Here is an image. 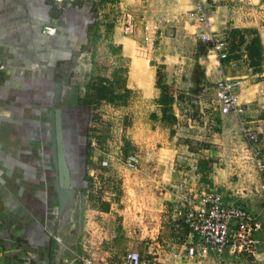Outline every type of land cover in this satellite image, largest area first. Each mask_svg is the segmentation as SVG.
Here are the masks:
<instances>
[{
	"label": "rangeland",
	"instance_id": "374dc122",
	"mask_svg": "<svg viewBox=\"0 0 264 264\" xmlns=\"http://www.w3.org/2000/svg\"><path fill=\"white\" fill-rule=\"evenodd\" d=\"M190 1L196 6V0ZM63 2L75 9V16L80 19L75 24L78 29L82 26L77 48L84 46L88 61L74 74L64 100L76 94L84 96L102 77L109 78V84L123 99L120 104L101 100L90 106H72L73 131L68 133L71 136L68 155L79 149L84 153L90 151L91 157L89 165L86 163L88 166L84 164L83 169L72 172L77 195L85 201L82 218L104 216L106 223L107 218L114 220L117 232L114 236L96 234L79 239L78 246L83 241L89 251L106 250L107 258L138 249L144 255L157 257L160 264H258L264 261L245 259L237 253L187 258L188 233L183 226L175 225L176 204H171L168 195L172 190L181 194L187 188H211L222 190L229 201L246 200L263 222L261 237L264 240V168L258 166L251 143L246 139L248 130L256 132L253 149L264 162V0H200L211 21L213 40L204 43L200 38L203 29L197 20H191L185 27L183 24L162 25L149 51L138 46L141 42L139 23L133 33L126 34L122 30L123 11L138 7L134 0ZM255 32L262 45L257 67L251 66L246 50ZM221 43L227 54L223 58L217 54ZM81 57L79 62L84 66V57ZM148 65L156 72L159 70L161 81L174 89L169 110L174 120L161 119L157 75L153 92L127 86L134 69L145 74L142 66ZM221 78L239 82L241 112H220L214 85ZM62 112L64 110L61 116ZM134 117H137L135 125ZM81 138L91 141L89 150L85 142L79 141ZM130 153L139 156L136 168L124 162ZM103 158L108 160L107 166L98 165ZM79 197L76 196V200ZM75 203L59 218L68 215L69 220ZM126 205L136 206V217L130 215L131 208L127 209L129 214L123 211ZM149 225H153L156 232L151 238L127 233L130 229L136 232L148 229ZM68 238L71 239V234ZM261 246L264 248V242Z\"/></svg>",
	"mask_w": 264,
	"mask_h": 264
},
{
	"label": "crops",
	"instance_id": "0c3cea01",
	"mask_svg": "<svg viewBox=\"0 0 264 264\" xmlns=\"http://www.w3.org/2000/svg\"><path fill=\"white\" fill-rule=\"evenodd\" d=\"M134 1L138 6L135 9L143 7L148 14L155 13L153 16L169 20L162 21L160 28L162 25L175 27L182 24L185 27L187 22L196 21L188 16V12L197 8V4L193 6L190 0H182V3L180 0ZM74 10L67 2L55 0H0V264H79L74 257L82 253L92 257L94 254L97 260H101L104 256L109 257L106 250L89 251L83 241L78 246L79 239L96 234H117L114 220L107 218L106 223L104 216L101 219L82 218L85 201L79 195L69 220L68 215L59 218L55 203L56 168L51 157V133L56 108L64 110L63 141L66 156L70 157L71 171L83 169V165L88 164L84 151L78 149L68 155V143L71 142L68 133L73 131V124L65 114L72 106L60 107L61 102L68 101L64 100V95L71 87L74 74L88 64L84 46L77 48L82 26L78 29L75 25L80 19L76 18ZM156 12L176 14L157 15ZM198 24L203 29L201 23ZM126 41L122 40L123 43ZM77 50L78 55L74 56L72 53ZM81 56L84 57V66L79 62ZM142 67L145 74L135 68L127 86L132 89L143 87L153 92L156 71L150 65ZM136 118L133 119L134 125ZM79 141L85 142L82 138ZM87 171H90L89 167ZM219 191L227 199L228 195ZM178 194L174 190L168 194L171 204L177 203ZM235 201L252 210L246 200ZM128 208H131L130 215L136 217V206L126 205L123 208L126 214H129ZM258 219L261 230L257 237L262 239L263 222ZM175 225L182 226L178 220ZM127 233L151 238L156 232L155 227L149 225L148 229L138 232L130 229ZM187 236L190 241L189 233ZM234 253L245 259H264L263 246L258 248L254 257L232 249L223 255ZM258 264H264V261Z\"/></svg>",
	"mask_w": 264,
	"mask_h": 264
},
{
	"label": "built area",
	"instance_id": "2783aa9c",
	"mask_svg": "<svg viewBox=\"0 0 264 264\" xmlns=\"http://www.w3.org/2000/svg\"><path fill=\"white\" fill-rule=\"evenodd\" d=\"M63 3L64 0H55ZM197 8L188 12V16L195 18L203 26L200 38L204 43L213 40L214 32L211 30V21L207 11L203 8L200 0H196ZM168 22L151 16L145 8H128L122 14V30L126 34L133 33L138 23L141 27V42L139 48L149 51L160 28L161 22ZM221 43L218 56L226 57ZM218 46V45H217ZM218 46V47H220ZM2 66L0 65V71ZM236 80L221 78L215 82L214 97L222 114L238 113L242 111ZM251 143L252 153L258 166L263 169L264 162L257 156L253 149L257 141L256 132L248 130L246 133ZM125 164L130 168H136L140 159L138 154L130 153L125 157ZM102 166L108 165L107 159H102ZM264 189V184H262ZM174 217L178 222L187 228L191 237L186 247L187 258H203L208 254L221 256L226 250L232 249L244 253L248 257H254L258 248L264 240L257 237L261 230V222L252 210L241 202L229 201L217 189L187 188L179 194L174 208ZM79 264H159L156 257L141 254L137 250H129L115 257L97 260L85 253L78 254L74 258Z\"/></svg>",
	"mask_w": 264,
	"mask_h": 264
},
{
	"label": "trees",
	"instance_id": "16d2710c",
	"mask_svg": "<svg viewBox=\"0 0 264 264\" xmlns=\"http://www.w3.org/2000/svg\"><path fill=\"white\" fill-rule=\"evenodd\" d=\"M247 55L251 60V66L257 67L260 63V58L262 55V45L260 41V36L257 32H255V35L251 39L250 43L246 46ZM74 56L78 55V50L73 51L72 53ZM157 75V86L160 88V97L158 99V104L161 106V112L162 121H171L175 119V116L173 114L169 113V110L171 108V105L174 100V89L172 86H169L168 84H165L161 81V73L158 70L156 72ZM101 100H106L108 102H113L115 104H120L123 102L122 95L115 92L112 88V86L109 84V78L102 77L99 78V82L95 84L91 89H88L86 91V94L84 96H81L79 94L74 95L72 98L68 99L67 102H61V105H68V106H90L93 103ZM71 110H68V117H72L71 111H73L74 108H70ZM89 142L85 140V146L86 149L89 150ZM90 157V151H86L85 153V162L89 161ZM74 182V180H73ZM57 203V201L55 202ZM187 230V228H185ZM188 232V230H187Z\"/></svg>",
	"mask_w": 264,
	"mask_h": 264
},
{
	"label": "water",
	"instance_id": "95a60500",
	"mask_svg": "<svg viewBox=\"0 0 264 264\" xmlns=\"http://www.w3.org/2000/svg\"><path fill=\"white\" fill-rule=\"evenodd\" d=\"M52 128L51 157L56 168L57 213L58 216H61L68 206L76 201L78 189L73 185V173L64 149V133L60 108L54 110Z\"/></svg>",
	"mask_w": 264,
	"mask_h": 264
},
{
	"label": "flooded vegetation",
	"instance_id": "af4514ba",
	"mask_svg": "<svg viewBox=\"0 0 264 264\" xmlns=\"http://www.w3.org/2000/svg\"><path fill=\"white\" fill-rule=\"evenodd\" d=\"M68 119L71 120V117H68ZM71 122H72V120H71Z\"/></svg>",
	"mask_w": 264,
	"mask_h": 264
}]
</instances>
